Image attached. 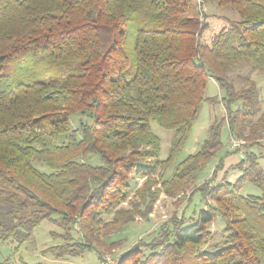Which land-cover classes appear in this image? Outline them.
<instances>
[{"label":"trees","instance_id":"obj_1","mask_svg":"<svg viewBox=\"0 0 264 264\" xmlns=\"http://www.w3.org/2000/svg\"><path fill=\"white\" fill-rule=\"evenodd\" d=\"M207 1L0 0V241L19 247L50 220L63 230V243L43 254L68 259L100 254V248L111 252L120 244L111 235L137 216L149 217L162 192L185 196L222 147L216 120L201 149L166 178L203 105L218 102L205 95L213 78L223 92V119L245 141L244 153L229 150L193 191L207 208L188 217L175 212L155 237L139 240L112 264H264L262 155L248 150L263 139L264 107L254 80L239 76L237 88L231 76L243 65L264 70V0H215L239 19L203 42ZM143 11L151 27L135 29L130 57L124 39L134 14ZM76 113L91 118L81 123V137L71 129ZM151 121L173 131L166 159ZM238 153L236 181L225 183L226 170L223 183L215 184L224 158ZM92 154L103 164L86 162ZM135 177L145 181L130 199ZM247 182L262 194L242 195ZM218 214L223 238L208 250Z\"/></svg>","mask_w":264,"mask_h":264},{"label":"rangeland","instance_id":"obj_2","mask_svg":"<svg viewBox=\"0 0 264 264\" xmlns=\"http://www.w3.org/2000/svg\"><path fill=\"white\" fill-rule=\"evenodd\" d=\"M204 18L207 19L208 27L202 36L203 42H209L212 37L224 26L227 25L228 20H238V13L230 6L223 7L219 6L215 0H209L203 4ZM149 12H137L131 19L129 32L124 39V44L128 48L130 57L134 56V51L131 50L133 45L135 29L138 27H151L150 23H146V15ZM74 64L73 66H76ZM134 62L131 61L129 67L127 68L128 75H133L134 73ZM231 76L236 80V86L239 88L242 84L238 82V77L248 76L257 83L259 89V102L264 107V70H251L248 66L243 65L239 68H235L231 72ZM207 97H216L217 103L212 104L206 102L199 115L195 119L194 125L190 132V135L181 150L174 160V163L169 167L166 172V178H171L176 166L183 161L187 156L197 153L204 143L205 139L208 137L210 132V127L214 121L218 120L221 122L220 134L222 147L217 151L216 155L211 158V160L198 171L196 180L190 184L189 188L183 193H179L176 196H170L165 192L160 194L159 199L155 202L152 212L149 217L137 216L133 222L125 225L120 231L113 233L110 237V241H120L119 246H115L114 250L108 252L104 248H100V254H103V258H100V254L96 250H89L82 256L69 257L68 259H57L50 253L43 254V250L47 247L56 244H62V238L59 237L63 233V230L55 225L50 220L42 221L33 231L32 238L23 243L21 246L17 247V243L11 241H0V264H21L22 261L28 262L30 264L34 263H48V264H112L118 256L123 252L129 250L135 243L143 239L144 241H150L153 237L158 234L161 225L169 220L172 215L177 212L179 214L184 213L187 217L193 214L194 211H198L202 207L207 208L206 204L199 193L193 194V191L197 189L204 181L209 180L212 177L215 166L219 162L221 157L227 154V152L233 151L236 148L241 149L244 153V142L235 135L229 133L228 124L224 121L225 108L220 101L223 92L219 89L218 84L215 79L210 78L208 86L205 92ZM235 106V105H234ZM91 122V118L88 114L76 113L70 117L71 129L76 131V135L81 137L80 125L81 123ZM152 131L160 138L161 150L160 158L166 159L168 157V152L170 144L173 137V131L166 130L160 127L157 123L151 121ZM263 139L257 142L248 150L262 155L259 159L260 166L264 171V131L262 133ZM65 136H62L64 140ZM232 140L241 143L238 147H232ZM246 145H249L246 144ZM247 150V149H245ZM238 158L242 157L241 153H238ZM236 157V158H237ZM86 162L93 165H102L103 161L99 155L92 154L86 158ZM36 166L43 172L49 173L51 170L45 164L37 163ZM240 173L233 167H230L228 171V176L226 177L225 183L233 184ZM145 179L133 178L132 179V193L130 199H134L137 188L141 187ZM215 184L223 183V179L214 181ZM213 184V183H212ZM241 194L244 196H260L262 194V189L255 183L247 182L243 185ZM213 205V203H211ZM124 207H129V201L123 204ZM225 227V221L218 214L217 220L209 226L210 230L214 234V239L205 248L212 250L215 247L221 245L223 238V229ZM53 233L58 235L54 236ZM78 232H74V236H78ZM215 252V250L213 251Z\"/></svg>","mask_w":264,"mask_h":264},{"label":"crops","instance_id":"obj_3","mask_svg":"<svg viewBox=\"0 0 264 264\" xmlns=\"http://www.w3.org/2000/svg\"><path fill=\"white\" fill-rule=\"evenodd\" d=\"M239 154H231L224 158V169L218 173L217 176V182L223 178L224 171L230 169V167H233L235 164H237L240 161V158H238ZM237 157V158H236Z\"/></svg>","mask_w":264,"mask_h":264},{"label":"built area","instance_id":"obj_4","mask_svg":"<svg viewBox=\"0 0 264 264\" xmlns=\"http://www.w3.org/2000/svg\"><path fill=\"white\" fill-rule=\"evenodd\" d=\"M232 147H238L241 143L235 141V140H232Z\"/></svg>","mask_w":264,"mask_h":264}]
</instances>
